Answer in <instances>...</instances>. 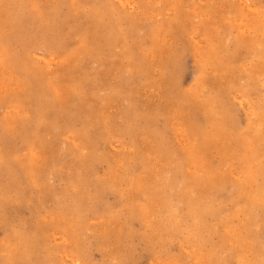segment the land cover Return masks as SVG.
I'll return each mask as SVG.
<instances>
[{"label": "rangeland", "instance_id": "1", "mask_svg": "<svg viewBox=\"0 0 264 264\" xmlns=\"http://www.w3.org/2000/svg\"><path fill=\"white\" fill-rule=\"evenodd\" d=\"M263 8L0 0V264H264Z\"/></svg>", "mask_w": 264, "mask_h": 264}, {"label": "bare ground", "instance_id": "2", "mask_svg": "<svg viewBox=\"0 0 264 264\" xmlns=\"http://www.w3.org/2000/svg\"><path fill=\"white\" fill-rule=\"evenodd\" d=\"M156 3V2H155ZM234 4V3H233ZM232 4V5H233ZM124 5V4H123ZM227 6V5H226ZM155 7V6H154ZM223 7V6H222ZM47 8V7H46ZM106 9V8H105ZM254 9H256V8H254ZM264 9V8H263ZM107 10V9H106ZM201 10V9H200ZM109 11V10H108ZM259 11V10H258ZM177 12V11H176ZM243 12V11H242ZM138 13V12H137ZM234 13V12H233ZM148 14V13H147ZM181 15V14H180ZM136 16V15H135ZM150 16V15H149ZM243 18V17H242ZM57 19V18H56ZM171 19H172V17H171ZM86 20V19H85ZM151 20V19H150ZM152 21V20H151ZM161 21V20H160ZM125 22V21H124ZM262 23V22H261ZM237 24V23H236ZM256 25V24H255ZM257 26V25H256ZM99 28V27H98ZM190 29V28H189ZM13 30V29H12ZM221 31V30H220ZM130 32V31H129ZM213 32V31H212ZM124 33V32H123ZM134 33V32H133ZM215 33V32H214ZM121 34V33H120ZM130 34V33H129ZM117 35V34H116ZM217 36V35H216ZM225 36V35H224ZM92 37V36H91ZM76 38V37H75ZM114 39V38H113ZM225 39V38H224ZM254 39V38H253ZM257 39H258V37H257ZM122 40V39H121ZM163 40V39H162ZM227 40V39H226ZM255 41V40H254ZM215 42V41H214ZM260 43V42H259ZM128 44V43H127ZM242 50V49H241ZM99 52V51H98ZM172 53V52H171ZM178 55V54H177ZM238 56V55H237ZM206 60V59H205ZM201 61V60H200ZM202 62V61H201ZM134 63V62H133ZM210 63V62H209ZM205 64V63H204ZM263 65V64H262ZM5 67V66H4ZM234 67V66H233ZM249 67V66H248ZM253 67V66H252ZM140 68V67H139ZM160 68V67H159ZM236 68H238V67H236ZM162 69V68H161ZM226 69V68H225ZM258 70V69H257ZM154 72V71H153ZM126 73V72H125ZM211 73V72H210ZM163 74V73H162ZM137 76V75H136ZM230 84V83H229ZM250 84V83H249ZM255 84V83H254ZM134 85V84H133ZM198 85V84H197ZM255 85H257V84H255ZM233 86V85H232ZM194 88V87H193ZM7 89V88H6ZM195 89V88H194ZM229 89V88H228ZM11 91V90H10ZM77 91V90H76ZM199 91V90H198ZM201 91V90H200ZM201 93V92H200ZM195 94H197V93H195ZM190 95V94H189ZM135 99V98H134ZM164 100V99H163ZM192 101V100H191ZM167 103V102H166ZM240 105V104H239ZM122 106V105H121ZM224 106V105H223ZM228 107V106H227ZM178 110V109H177ZM137 112V111H136ZM170 112V111H169ZM190 112V111H189ZM145 113V112H144ZM254 113V112H253ZM5 114V113H4ZM179 115V114H178ZM127 116V115H126ZM222 116V115H221ZM144 118V117H143ZM179 120V119H178ZM227 120V119H226ZM254 120V119H253ZM203 121H204V119H203ZM256 121V120H255ZM179 122V121H178ZM233 122V121H232ZM181 123V122H180ZM155 125V124H154ZM163 125V124H162ZM180 126V125H179ZM166 127V126H165ZM207 127V126H206ZM120 128V127H119ZM215 128V127H214ZM134 129V128H133ZM16 130V129H15ZM129 130V129H128ZM231 130V129H230ZM14 131V130H13ZM131 131V130H130ZM146 131V130H145ZM128 132V131H127ZM18 133H19V131H18ZM184 133V132H183ZM132 134V133H131ZM218 135V134H217ZM159 136V135H158ZM186 136V135H185ZM174 137V136H173ZM197 137V136H196ZM49 138V137H48ZM259 138V137H258ZM153 139V138H152ZM161 140V139H160ZM216 140V139H215ZM89 141V140H88ZM145 142V141H144ZM196 142V141H195ZM187 143V142H186ZM252 144V143H251ZM261 145V144H260ZM188 147V146H187ZM253 149V148H252ZM128 151V150H127ZM231 151V150H230ZM37 152V151H36ZM24 153V152H23ZM130 154V153H129ZM132 154V153H131ZM166 157V156H165ZM180 157V156H179ZM59 158V157H58ZM137 159V158H136ZM133 160V159H132ZM157 161V160H156ZM217 161H219V160H217ZM11 162V161H10ZM133 164V163H132ZM9 166V165H8ZM121 166V165H120ZM158 168V167H157ZM128 169V168H127ZM117 170V169H116ZM78 171V170H77ZM126 172V171H125ZM169 174V173H168ZM144 177V176H143ZM134 179V178H133ZM161 179V178H160ZM70 181V180H69ZM165 181V180H164ZM168 181V180H167ZM177 182V181H176ZM124 183V182H123ZM125 184V183H124ZM78 185V184H77ZM159 191V190H158ZM152 193V192H151ZM159 196V195H158ZM164 197V196H163ZM156 198V197H155ZM179 199V198H178ZM260 201V200H259ZM159 202V201H158ZM162 202V201H161ZM262 202V201H261ZM56 203V202H55ZM180 206V205H179ZM167 209H169V208H167ZM155 213V212H154ZM211 216V215H210ZM76 224V223H75ZM55 225H56V223H55ZM217 225V224H216ZM207 227V226H206ZM217 227V226H216ZM215 227V228H216ZM206 229V228H205ZM22 230V229H21ZM25 231V230H24ZM167 231V230H166ZM225 232V231H224ZM101 233V232H100ZM142 234V233H141ZM233 234V233H232ZM236 234V233H235ZM237 235V234H236ZM190 237V236H189ZM160 238V237H159ZM174 238V237H173ZM172 238V239H173ZM171 242V241H170ZM173 242V241H172ZM253 243V242H252ZM71 244V243H70ZM79 244V243H78ZM229 244V243H228ZM251 244V243H250ZM235 245V244H234ZM108 249V248H107ZM169 251V250H168ZM111 252V251H110ZM113 254V253H112ZM209 254V253H208ZM263 255V254H262ZM258 256V255H257ZM66 258V257H65ZM68 259V258H67ZM70 260V259H69ZM175 260V259H174ZM236 260H237V258H236ZM249 260V259H248ZM37 261V260H36ZM71 261V260H70ZM179 261V260H178ZM238 261V260H237ZM122 262V261H121ZM74 263V262H73ZM76 263V262H75ZM78 263V262H77ZM206 263V262H205ZM221 263V262H220ZM211 264V263H210Z\"/></svg>", "mask_w": 264, "mask_h": 264}]
</instances>
